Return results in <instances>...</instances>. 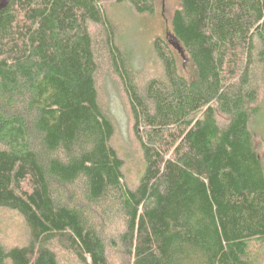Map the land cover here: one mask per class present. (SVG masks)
<instances>
[{
    "label": "trees",
    "instance_id": "16d2710c",
    "mask_svg": "<svg viewBox=\"0 0 264 264\" xmlns=\"http://www.w3.org/2000/svg\"><path fill=\"white\" fill-rule=\"evenodd\" d=\"M153 14L156 0H115ZM178 47L194 74L180 73ZM162 74L139 82L102 0L0 8V209L28 240L0 264H257L264 249V0H180ZM124 92L144 169L113 145L103 78ZM107 78V77H105Z\"/></svg>",
    "mask_w": 264,
    "mask_h": 264
},
{
    "label": "rangeland",
    "instance_id": "374dc122",
    "mask_svg": "<svg viewBox=\"0 0 264 264\" xmlns=\"http://www.w3.org/2000/svg\"><path fill=\"white\" fill-rule=\"evenodd\" d=\"M7 0H0V8ZM108 13L118 28L120 43L131 50L133 66L139 82L145 83L162 74V65L154 52L157 38L170 39L172 18L180 8V0H156L153 14H136L128 5H118L115 0H102ZM180 73L189 78L194 74V67L187 56L175 47ZM107 77V78H105ZM103 78L102 100L116 124L113 145L124 161V174L130 187H135L144 169V160L139 144L133 133L132 118L124 92L118 80L111 75ZM264 102V99H263ZM252 125L255 134L256 149L264 156V114ZM0 240L7 246H20L27 242V228L22 217L13 211L0 209ZM252 253L257 264H264V249L256 243ZM64 264H72L70 259ZM113 264H123L115 256Z\"/></svg>",
    "mask_w": 264,
    "mask_h": 264
}]
</instances>
